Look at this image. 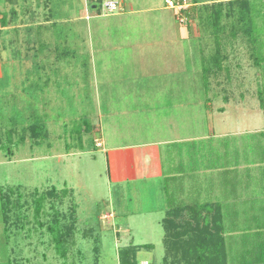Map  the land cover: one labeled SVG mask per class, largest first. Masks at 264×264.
I'll return each instance as SVG.
<instances>
[{
  "label": "rangeland",
  "instance_id": "1",
  "mask_svg": "<svg viewBox=\"0 0 264 264\" xmlns=\"http://www.w3.org/2000/svg\"><path fill=\"white\" fill-rule=\"evenodd\" d=\"M205 1L187 0L190 8L180 13L187 24L165 0H117L115 8L106 0H0V264H119L120 250L131 246L137 264H166L165 241L180 239L174 228L167 233L163 218L183 206L211 209L220 199L228 229L250 231L244 205L250 195L238 202L245 213L237 215L229 204L234 195L201 189L203 175H230L221 166L207 168L222 163L227 139H241L242 160L264 159V145H254L256 134L248 130L258 103L249 56L223 54L233 50L226 48L227 35L237 18ZM255 17L252 27L264 26L257 21L264 16ZM261 31H253L261 40L259 57ZM118 127L124 132L116 135ZM226 129L227 138L220 135ZM168 134L193 138L161 145L165 173L183 174L185 181L123 180L119 164L123 179H115L106 156L110 139L129 143ZM130 156L128 168L136 171L137 158ZM256 170L264 174V165ZM54 218L73 225L64 256L47 230ZM246 242L229 246L231 255L254 248Z\"/></svg>",
  "mask_w": 264,
  "mask_h": 264
},
{
  "label": "crops",
  "instance_id": "2",
  "mask_svg": "<svg viewBox=\"0 0 264 264\" xmlns=\"http://www.w3.org/2000/svg\"><path fill=\"white\" fill-rule=\"evenodd\" d=\"M217 3V4H228L229 2H233L234 6L237 10V13L235 14L237 18L238 25L236 26V30H232L231 33H229L227 36L230 39V41L227 43L226 48H231L233 50L227 49L225 53H230L231 51H235V53H238L241 51L242 54H246L249 56L250 64V71H251V81L252 85L255 86L254 89V99L255 102V111H253V129H248L251 132H254L256 135L254 136V145H264V56L259 57L256 54L255 48L258 44V50L260 49L259 40H255L256 33L253 32L255 29L259 27V29H262L260 33V37L262 36L264 38V26L261 27L256 25L255 27H252L251 19L256 18L255 15L264 16V4L261 3L260 0H213V1H205V3ZM246 6V11L244 15H241L239 12H242V7ZM225 7V6H224ZM256 9H254V8ZM257 12V14H255ZM247 13V14H246ZM258 23L262 21L264 22V19L260 20L257 19ZM256 21V22H257ZM254 26V25H253ZM179 37L178 31H177V38ZM263 53H264V41L262 44ZM244 51V52H243ZM223 60L226 59L224 55H222ZM244 58V57H243ZM247 61V60H246ZM248 62V61H247ZM239 65V64H238ZM236 64V69L237 66ZM259 66L263 68H259ZM240 70V68H239ZM241 74V78H243L244 74ZM225 107H222L221 110L224 111ZM257 109V111H256ZM261 111V112H260ZM223 113V112H222ZM140 130V129H139ZM152 130V129H151ZM226 129V132H222L220 135L222 137H229L228 135L230 132ZM244 131V130H242ZM124 131H120V127H118V130L115 132L116 135H119V133H123ZM237 133V132H233ZM115 135V136H116ZM237 136V134H232ZM193 139L192 136H183L178 138L171 137L169 134L167 137H158V138H152L149 136L146 140H135L133 142L129 143H123L118 141H111V139L108 141V151L106 153V156H108V159L110 158L109 162L111 165L112 175L115 174V179H118V181H122L123 178L120 176H117L118 173L122 172L124 174V179L126 180L129 175L130 179H146V180H156V181H162L164 178H170L174 181V178L176 181H185V176L183 174H166L164 170V164H163V155L161 153V145H166L167 147L170 146L171 143L180 142V140H190ZM103 141V140H102ZM257 142V143H256ZM104 143V141H103ZM173 145V144H172ZM242 141L241 139H236L235 141L232 140L230 142L228 139L222 144L221 146V159L222 163H215L211 166H208L207 168H213L218 169L219 166L222 172L229 171L230 175L225 173L224 175L220 176H204L203 183L205 182V186L201 187L203 191H205V188H209L211 193H214L216 189L218 188L219 191H222L226 195L233 196L234 198L229 202L230 205L234 207L233 212L238 214L245 213L244 206L241 207L238 205V202L242 205V198L245 197L244 194L247 197V194L251 197L250 204L254 201V204L250 205L246 199L244 202V205H246V212L251 213V217L253 220L252 225L250 226V231L247 232V229L244 227L238 228V229H228V223L229 219L224 218L223 214L227 213L228 211L225 208L226 201L224 199H220V202H217L216 207H213L211 209L207 208H199V209H193L192 206H183L181 208H177L174 210V212H179V215L181 213H186L190 217V214L193 212H197L200 214V216H205L202 219V223L199 224L201 229H203V233L201 234H195L191 233L190 231L187 233L181 232L183 229H181L183 226L187 227L186 223L193 224L194 221L191 220V218H187L182 222H179L175 218L174 223L176 224V228H174L175 236L176 238L184 241H223L224 242V252L221 251V258L225 256V259L228 263H235L239 262L242 259H245L244 256H247L248 254H242L241 257H234V255H231L232 249L230 248L234 243L237 241H248L249 243L254 241L255 247L257 248V241H263L264 243V207L260 206L262 203H264V174L258 172L256 170L257 167H261L264 165V159L261 158H254L251 162L242 160ZM169 148V147H168ZM174 148V147H173ZM131 155L132 158H137V169L136 171H133V168H128L129 161H128V155ZM128 154V155H127ZM245 162V163H244ZM118 164L119 167H121L120 172L118 171ZM244 166L251 167L250 172L244 173L243 171H240ZM123 170V171H122ZM189 171L188 173H190ZM183 173V172H180ZM212 177L214 181L219 182V185H210L209 183L212 181V179H208ZM190 179V177H189ZM116 181V180H114ZM212 183V182H211ZM214 187V188H212ZM208 192V191H206ZM239 195V196H237ZM239 199H238V198ZM259 199H262V203L259 204ZM204 205H211V202L204 201ZM214 214H216L217 220L213 223L211 221L212 217H214ZM218 215V216H217ZM174 220V219H173ZM209 221V222H208ZM207 223V224H206ZM226 226H225V225ZM207 225V226H206ZM190 227V224H188ZM204 226V227H203ZM223 227V228H222ZM207 228V229H206ZM189 236V237H188ZM187 238V239H186ZM190 238V239H189ZM179 240V241H180ZM246 242V244L248 243ZM230 246V247H229ZM229 248V249H228ZM244 253V251H243ZM258 253V252H257ZM256 256V254H253ZM261 257V255H258ZM250 256H247L249 258Z\"/></svg>",
  "mask_w": 264,
  "mask_h": 264
},
{
  "label": "trees",
  "instance_id": "3",
  "mask_svg": "<svg viewBox=\"0 0 264 264\" xmlns=\"http://www.w3.org/2000/svg\"><path fill=\"white\" fill-rule=\"evenodd\" d=\"M180 1H183V0H180ZM223 5L225 6L224 11L226 15H231V14L233 15V12L235 14L237 13V10L233 2H229L227 4L229 8H226V3H223V4L221 3V6ZM188 8L190 7H186L178 11V15H180V13H182L185 10L188 11ZM245 11H246V6L242 7V12H239V13L241 15H244ZM178 15L177 17L180 18ZM189 16L192 18L190 13H189ZM184 18H185L186 23H187V20L188 21L190 20L188 18L186 19V17ZM263 104H264V101H263ZM34 128H36V125L34 124L31 125L30 129L32 130ZM33 135L36 136L37 134H33ZM178 146L180 147V144ZM181 150H182V147H181ZM179 151L177 154L180 158V155H182V153ZM187 153L194 158L195 155L192 151V148H190L187 151ZM52 192H53V189H50L49 191H47V194L51 195L53 194ZM42 198H43V194L40 195L35 200L36 211H38L41 208ZM2 211H3V216H4L3 217L4 222L8 223L7 221L8 220V215H7L8 209L5 206V203L2 204ZM170 215L176 216V215H179V212L173 211V213L168 214L167 217L163 218V222H164V225L166 227L168 234L173 228L177 227L176 224L174 223V220L172 219ZM199 216L200 214L197 215V212H193L192 214H190V218L192 221H194V223L193 224L186 223L187 227L183 226L181 228L183 229L181 232L187 233L190 231L191 233H194L193 236H195V234H200V233L202 234L204 230L200 228L201 226L199 224L202 223L201 221L203 219V216H200V217ZM216 220H217V217H216V214H214V217H212L211 221H213L214 223L216 222ZM188 224H190V227L188 226ZM72 228H73V225L71 223L68 225H65V224L60 225L58 219L56 218H54L52 222L49 223L47 226V230L51 234L52 240L54 242V246L61 256L65 255V251H66L65 242L67 241V238L71 235ZM165 243L168 247L167 252L169 254V258L166 260V264H229L226 261L225 256L222 258L220 257L221 251L223 252L225 251L223 241H179L177 242V244H174L172 241H165ZM257 244L259 245H257V248L255 247V250L252 249V250L245 251L246 254H248L247 256H250L249 258H247V256H244L245 259H242L239 262L230 263V264H264V243L262 241ZM136 250H137V247H134V246L120 250L119 264H137ZM178 254H180V257H177ZM253 254H256V256H254ZM258 255H261V257H259Z\"/></svg>",
  "mask_w": 264,
  "mask_h": 264
},
{
  "label": "built area",
  "instance_id": "4",
  "mask_svg": "<svg viewBox=\"0 0 264 264\" xmlns=\"http://www.w3.org/2000/svg\"><path fill=\"white\" fill-rule=\"evenodd\" d=\"M117 0H106L105 2V6L109 7V8H115L118 5ZM165 4L166 6L170 7V8H174L178 11H180L183 8H186L188 6L187 4V0H183V1H174V0H165ZM181 17L179 18L180 20L185 21V18L180 15ZM96 142L98 145H100L102 142L99 139H96ZM142 264H148V263H142Z\"/></svg>",
  "mask_w": 264,
  "mask_h": 264
}]
</instances>
